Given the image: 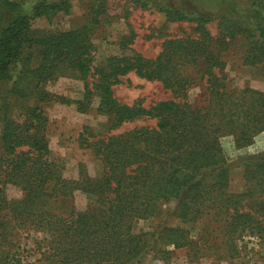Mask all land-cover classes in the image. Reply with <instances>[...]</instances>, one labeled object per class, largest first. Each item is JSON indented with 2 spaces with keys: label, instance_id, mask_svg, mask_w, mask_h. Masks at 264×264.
<instances>
[{
  "label": "trees",
  "instance_id": "16d2710c",
  "mask_svg": "<svg viewBox=\"0 0 264 264\" xmlns=\"http://www.w3.org/2000/svg\"><path fill=\"white\" fill-rule=\"evenodd\" d=\"M66 1L35 5L28 15L17 3L0 0V82L20 59L30 22L49 10L58 11ZM247 2L252 25L242 28L224 19L220 36L212 38L198 30L194 38L165 41L153 59L128 49L131 34L120 36L116 45L122 52L94 69L91 82L92 32L86 26L36 41L41 63L33 71L37 79L32 98L74 105L84 113L95 96L93 111L109 117L111 128L143 117L154 120V125L97 138L87 146L101 162V176L90 178L79 167L77 178L68 180L61 176L62 163L48 158L42 135L45 120L39 111L27 109L25 119L18 122L4 120L0 132L2 264H14L7 254L14 247L16 231L18 236L28 231L37 234L38 257L33 264H131L147 237L159 246L157 255L184 248L188 263L208 259L209 264H242L240 233L248 231L264 241V151L240 158L245 186L231 194L221 149L224 137L241 150L255 135H264V88L232 87L223 73L222 58L232 46L238 49L241 64L264 62V0ZM135 3L146 6L142 0ZM160 11L165 21L211 22L206 11L184 4ZM129 72L159 83L172 98L148 109L119 104L111 86ZM58 77L80 81L81 99H65L39 88L40 83ZM199 85L204 98L198 104L188 103L187 91ZM7 185L18 189L17 199L5 197ZM75 192L92 199L102 214L76 210ZM169 203H173V217L187 228L201 225L195 237L168 226L151 234L133 232L135 222L153 217ZM3 251L7 253L2 255ZM15 262L22 264L19 258Z\"/></svg>",
  "mask_w": 264,
  "mask_h": 264
},
{
  "label": "rangeland",
  "instance_id": "374dc122",
  "mask_svg": "<svg viewBox=\"0 0 264 264\" xmlns=\"http://www.w3.org/2000/svg\"><path fill=\"white\" fill-rule=\"evenodd\" d=\"M15 2L25 14H30L32 7L41 4L45 6L61 3V0H9ZM146 6H139L135 0H67L65 6L58 11L49 10L43 16L33 19L25 35L26 42L20 59L9 66L8 77L0 82V132L4 120L21 121L26 117L27 109H36L45 122L42 127L43 137L47 143L48 158L62 163L61 176L64 179L75 180L79 167L90 178H98L102 174L101 162L92 154L87 145L97 138L115 135L134 128L154 125V120L138 118L124 122L119 127H110V118L96 115L93 109L97 98L94 96L89 104L90 110L80 113L74 105L65 106L55 101L38 102L31 97L32 88L36 82L33 72L41 63V48L37 44L39 38L45 35L78 30L86 26L91 30L90 52L91 74L88 82L94 79L93 70L103 64L108 57L118 56L122 51L116 42L122 35L131 34L132 41L128 49L145 59H153L161 50L165 41L178 38H194L204 31L210 37L220 36V23L226 19L239 24L242 28L252 25L254 21L248 15L247 0H142ZM184 4L200 8L211 16V22L192 23L187 21H165L161 10L180 8ZM94 20V21H92ZM234 49V50H233ZM126 52L129 54V52ZM238 49L230 48L222 58L223 73L227 82L235 88L249 87L261 90L264 88V62L247 66L241 64ZM214 75H217L214 70ZM39 88L44 92L65 99L79 100L82 97V83L67 77L40 83ZM113 98L121 105H137L143 109L160 101L169 100L172 95L165 91L155 81L139 78L134 73L118 77L111 86ZM203 86H194L186 94L190 104H198L204 98ZM82 137V138H81ZM222 153L228 166L227 192L237 194L243 191L245 183L242 168L238 166L244 155H259L264 151V135H255L251 144L236 150L230 138L221 139ZM21 150H24L21 148ZM3 156L0 149V157ZM1 180V178H0ZM5 197L17 199L18 189L5 186ZM93 200L83 194H73V207L76 210L95 212L98 216L102 210L92 204ZM173 203L161 205L153 217L138 220L133 225L135 233H154L160 227H180L189 232V237H195L201 225L187 228L172 215ZM264 220V218H263ZM14 247L9 250L8 258L13 256L12 263L18 258L22 264H33L38 257L36 240L37 234L31 231L18 236V231L12 233ZM240 246L239 260L242 264H264V241L248 231L240 233L237 239ZM159 246L152 245L147 237L140 255L131 264H209L208 259H200L188 263L186 250L179 248L171 254H155ZM165 249V248H164ZM2 248L0 247V253ZM165 251V250H164ZM7 253L3 251L2 255ZM15 257V258H14ZM16 259V260H15ZM2 264V261H0Z\"/></svg>",
  "mask_w": 264,
  "mask_h": 264
}]
</instances>
